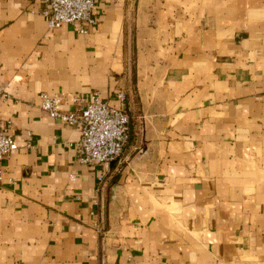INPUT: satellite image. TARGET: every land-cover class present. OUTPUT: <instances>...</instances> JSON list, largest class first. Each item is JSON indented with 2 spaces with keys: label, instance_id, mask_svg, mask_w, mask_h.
I'll use <instances>...</instances> for the list:
<instances>
[{
  "label": "crops",
  "instance_id": "0c3cea01",
  "mask_svg": "<svg viewBox=\"0 0 264 264\" xmlns=\"http://www.w3.org/2000/svg\"><path fill=\"white\" fill-rule=\"evenodd\" d=\"M44 9L0 0V120L18 144L0 264H264V0H95L86 35ZM119 90L121 159L80 165L79 131L40 96L118 106Z\"/></svg>",
  "mask_w": 264,
  "mask_h": 264
},
{
  "label": "built area",
  "instance_id": "2783aa9c",
  "mask_svg": "<svg viewBox=\"0 0 264 264\" xmlns=\"http://www.w3.org/2000/svg\"><path fill=\"white\" fill-rule=\"evenodd\" d=\"M41 1L45 4V9L41 13L49 29L72 25L75 26L77 33L86 35L88 29L96 25L95 0ZM40 98V109L50 118L79 131V139L75 143H69L68 146L74 147L76 160L80 165L105 164L121 159L129 141L130 125L124 91L119 90L114 94L118 106H113L101 99L97 92L86 96L65 97L42 94ZM67 100L74 106L71 112L60 110L61 105ZM9 130L10 123L0 120V185L4 180L3 162L18 149V144ZM24 146L33 147L30 132L26 133ZM97 180L98 183H102L103 176H99ZM9 182L12 181L9 180Z\"/></svg>",
  "mask_w": 264,
  "mask_h": 264
}]
</instances>
